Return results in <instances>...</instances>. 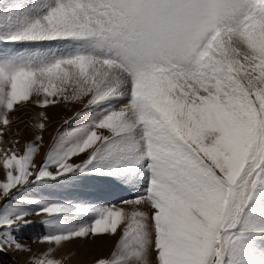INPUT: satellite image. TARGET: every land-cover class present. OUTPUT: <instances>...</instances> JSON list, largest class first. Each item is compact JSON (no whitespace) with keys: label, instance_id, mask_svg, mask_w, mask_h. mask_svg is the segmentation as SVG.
<instances>
[{"label":"snow or ice","instance_id":"1","mask_svg":"<svg viewBox=\"0 0 264 264\" xmlns=\"http://www.w3.org/2000/svg\"><path fill=\"white\" fill-rule=\"evenodd\" d=\"M74 104L37 165L47 109ZM28 105L34 138L0 147V258L115 238L93 264H264V0H0V145ZM33 214L42 252L17 235Z\"/></svg>","mask_w":264,"mask_h":264},{"label":"rangeland","instance_id":"2","mask_svg":"<svg viewBox=\"0 0 264 264\" xmlns=\"http://www.w3.org/2000/svg\"><path fill=\"white\" fill-rule=\"evenodd\" d=\"M83 110V104H74L69 106L59 105L56 107H49L47 109V114L50 117V123L43 133L44 148H42L39 155L35 157V162L37 165L42 163L47 145L51 142L52 136L55 134L56 129L61 128L65 120L75 117L77 112ZM39 111L40 109L34 105H28L26 108L19 109V111L15 113L17 119L12 125V131L10 133H6L4 137L5 143L0 145V147H9L11 146V141L19 139L20 143L18 147L20 151H23L25 142L34 138L35 129H33L31 125L34 123L33 117ZM17 132H19L18 137L16 135ZM3 179L4 173L3 170L0 169V181ZM49 193H45V195H48V198L53 200L76 194L71 192H62L59 189H50ZM26 195H34V193H29ZM94 195L97 196V198H104L107 194L104 192H97L94 193ZM120 197L127 199L131 197V194L127 192H117L107 197V199H110L113 203H119ZM0 203H3V201H0ZM30 210L35 211L34 209ZM28 219L33 221V224L32 226L24 228L22 232L18 233V239L21 243L30 246L34 252H42L47 248V245L39 243V237L46 234L47 231L46 226L41 224L43 217L33 214L28 217ZM114 242L115 238H105L95 242L75 241L72 244L67 245L63 250L64 254H70V252L76 253V255L72 256L69 261H66V264H93L97 257L106 256L110 252ZM3 255L6 257L4 258L3 256L0 258L2 259V262H4L5 259H8L13 264H26V261H28L30 258L29 253H22L12 250H6Z\"/></svg>","mask_w":264,"mask_h":264},{"label":"trees","instance_id":"3","mask_svg":"<svg viewBox=\"0 0 264 264\" xmlns=\"http://www.w3.org/2000/svg\"><path fill=\"white\" fill-rule=\"evenodd\" d=\"M4 256V255H3ZM2 256V257H3ZM6 256H4V258H5ZM2 264H13L10 260H8V259H5V261L4 262H2Z\"/></svg>","mask_w":264,"mask_h":264},{"label":"crops","instance_id":"4","mask_svg":"<svg viewBox=\"0 0 264 264\" xmlns=\"http://www.w3.org/2000/svg\"><path fill=\"white\" fill-rule=\"evenodd\" d=\"M32 194V193H31Z\"/></svg>","mask_w":264,"mask_h":264}]
</instances>
